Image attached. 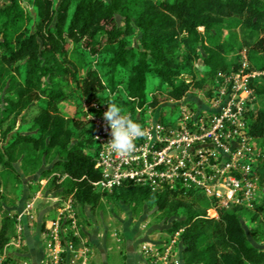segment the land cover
<instances>
[{
	"label": "trees",
	"instance_id": "1",
	"mask_svg": "<svg viewBox=\"0 0 264 264\" xmlns=\"http://www.w3.org/2000/svg\"><path fill=\"white\" fill-rule=\"evenodd\" d=\"M0 0V192L41 164L40 180L49 178L63 198L74 206L98 204L102 193L92 186L99 179L94 168L93 126L70 122L59 105H123L133 119L191 90L213 95L219 73L236 71L247 50L249 71L264 73V54L258 52L264 35V0ZM202 29V30H201ZM221 30L228 39L220 42ZM180 53V54H178ZM236 55L229 59V55ZM86 62L85 69L71 57ZM200 62L203 79L192 67ZM80 67V68H79ZM149 77L159 81L148 91ZM70 84L76 90L72 94ZM253 105L264 96V75L250 81ZM120 107V106H119ZM248 133L264 140V110L248 109ZM260 198L253 209L218 210V219L206 216L202 194L186 201L169 192L124 185L117 200L154 206L155 213L172 219L166 230H182L181 264H264V230L257 226L248 239L241 215L258 220L264 213V157L258 165ZM20 172V173H19ZM29 182H34L29 180ZM3 196L0 194V206ZM255 210V211H253ZM252 211V212H251ZM17 215V214H16ZM16 217L0 216V264L19 259L8 253ZM264 226V222H262Z\"/></svg>",
	"mask_w": 264,
	"mask_h": 264
},
{
	"label": "built area",
	"instance_id": "2",
	"mask_svg": "<svg viewBox=\"0 0 264 264\" xmlns=\"http://www.w3.org/2000/svg\"><path fill=\"white\" fill-rule=\"evenodd\" d=\"M248 69L247 56L241 53L238 70L218 74L212 96L189 90L179 100L164 102L171 108L178 107L175 121L156 116L152 108L143 114L137 109L132 120L142 126L145 135L134 141L136 148L130 156L121 157L109 151L110 129L103 118L107 108L90 104L92 139L97 151L94 168L99 173L92 186L111 195L124 185H132L151 193H173L181 201L200 193L209 207L206 216L214 219L219 218V209H253L260 198L257 168L264 150L248 133L247 107L251 109L254 100L250 81L264 73ZM57 201L51 207L55 214L45 220L44 226L40 224L41 242L46 243L44 264L85 261L89 249L77 230L73 200L69 197ZM33 205L28 203L18 220H34L30 212ZM181 232L176 231L175 236L179 237ZM148 246L143 245V254L146 260H154L157 256ZM171 252L169 245L161 258L165 264Z\"/></svg>",
	"mask_w": 264,
	"mask_h": 264
},
{
	"label": "rangeland",
	"instance_id": "3",
	"mask_svg": "<svg viewBox=\"0 0 264 264\" xmlns=\"http://www.w3.org/2000/svg\"><path fill=\"white\" fill-rule=\"evenodd\" d=\"M22 6L25 10H30V6L27 4L26 0H22ZM218 35L220 42L228 39L226 30H221ZM261 39L262 45L258 48V52L264 54V35ZM241 53H245L246 56L248 54L245 49L242 50ZM235 56L236 55L231 54L228 58L233 59ZM71 59L75 61L78 66H82V70L80 69V73H82L85 69L84 66H86V62H80L75 56L71 57ZM200 67V62H197L192 67L196 80L203 79ZM70 85V90H72L73 85ZM155 86H159V81L155 78L149 77L146 82L147 99H150L148 91ZM191 91L197 92V94L198 92H202V90L196 88H192ZM120 92L121 96L118 105L122 109V114H127L129 106L123 105L122 102L123 100H126V95L122 89ZM72 94L77 96L76 90L73 89ZM90 104L92 103L83 102L81 105H78L70 100H66L63 101L59 107L62 115L68 119V121L90 124V116L93 114L90 110ZM251 109L253 113L257 110H264V96L259 97L252 105ZM154 110L156 116L165 120L175 121L179 115L178 107L171 108L165 103H161L155 107ZM171 112L172 115L170 114ZM255 143L258 145L259 149L264 150L263 139H257ZM50 166V163H43L36 171H30L28 176H23L22 173L19 172L23 181L21 186L24 185V187L27 188L25 196L23 191H17V182L9 183L8 186L0 192L3 196V199L1 200L2 206H0V216L3 211H10L11 214L16 217L14 232L11 235L8 246L6 247L8 253L15 252L19 257V259H13V264H38L36 263V253L42 254L43 259L40 264H44L46 243H41L37 239L40 214L48 211L53 205H57L56 202H58V199L65 200L69 198L61 197L57 194L58 191H55L52 187H48L49 178L43 180L39 179L42 171ZM29 180H33L34 182H29ZM111 195L102 194L98 204L93 207L74 206L72 204L73 211L76 214L77 230L81 234L82 241L89 249L85 261L80 259L79 261H76L75 264H127V260L130 258L128 257L127 247L135 243H137V252L142 257L144 256L142 249L144 244L153 248L154 254L158 259L154 257V260L147 259L146 264H165L161 258L169 245L172 252L166 264H173V262L177 260L180 261L181 264L182 245H180L179 237L175 236V233L171 234L166 231L171 227L172 219H166L162 213L156 214L154 206L144 204L135 208L133 203L117 200ZM21 199L23 201H21ZM30 202H33L34 204L33 209L30 212L35 216V219L31 221L26 220L30 234L33 236L32 238H35V241L32 242L31 245H34L36 242L33 250H31L32 248H29L24 236L23 222L22 220H18V210L23 209ZM204 207L206 211H209L208 206ZM55 212L56 210H49V212L43 215L41 222L39 223L44 226L45 220L51 218ZM240 218L249 241L255 247H258V245L252 241L251 234L255 232L257 226H260L261 230H264L262 224V222H264V213L259 214L258 220L256 221H251L250 215L247 214L241 215ZM174 239L175 244L172 245ZM127 244L129 245L127 246ZM259 246H264V243ZM143 258L145 260V256ZM3 259L4 256L0 258V263Z\"/></svg>",
	"mask_w": 264,
	"mask_h": 264
},
{
	"label": "clouds",
	"instance_id": "4",
	"mask_svg": "<svg viewBox=\"0 0 264 264\" xmlns=\"http://www.w3.org/2000/svg\"><path fill=\"white\" fill-rule=\"evenodd\" d=\"M103 118L110 129V140L107 142L109 151L121 157L134 153V141L145 135L142 126L123 115L122 109L114 102L107 103Z\"/></svg>",
	"mask_w": 264,
	"mask_h": 264
},
{
	"label": "crops",
	"instance_id": "5",
	"mask_svg": "<svg viewBox=\"0 0 264 264\" xmlns=\"http://www.w3.org/2000/svg\"><path fill=\"white\" fill-rule=\"evenodd\" d=\"M49 210H51V208L49 209ZM49 210H48V212H49ZM25 219V218H24ZM23 219V220H24ZM26 222H27V220H26ZM41 222V221H40ZM40 223H39V225H38V236H37V239H38V241H40L41 242V238L39 237L40 235H39V230H40ZM27 229H28V231H29V226H28V223H27ZM29 234H30V231H29ZM33 236H31V234L29 235V237H28V240L26 239V241H27V243H28V245H29V248L31 249V250H33V247H35V244H36V242H35V244L34 245H31V243L32 242H34L35 240V238H32ZM39 237V238H38ZM42 243V242H41ZM129 244H127V246H128ZM136 245H137V243H135V244H132L131 246H128L127 247V250H128V257H130L128 260H127V264H146V258H145V260H144V256L142 257V256H140L139 254H138V252H137V249H136ZM36 255V263H38V264H40V262H41V260L43 259V257H42V254L41 253H36L35 254ZM129 262V263H128Z\"/></svg>",
	"mask_w": 264,
	"mask_h": 264
},
{
	"label": "water",
	"instance_id": "6",
	"mask_svg": "<svg viewBox=\"0 0 264 264\" xmlns=\"http://www.w3.org/2000/svg\"><path fill=\"white\" fill-rule=\"evenodd\" d=\"M23 182V181H22ZM24 184V183H23ZM26 190H27V188H25L24 187V185H23V192H24V196H25V192H26ZM21 201H23L22 199H21ZM21 211H22V209H19L18 210V212L19 213H21ZM48 211H46L45 213H47ZM45 213H41L40 214V217H39V222L41 221V219H42V217H43V215L45 214ZM24 219V218H23ZM23 225H24V236H25V238L28 240V237H29V231H28V229H27V222H26V219H24L23 220Z\"/></svg>",
	"mask_w": 264,
	"mask_h": 264
},
{
	"label": "flooded vegetation",
	"instance_id": "7",
	"mask_svg": "<svg viewBox=\"0 0 264 264\" xmlns=\"http://www.w3.org/2000/svg\"><path fill=\"white\" fill-rule=\"evenodd\" d=\"M26 219V218H25ZM22 222H23V219H22ZM38 225H39V221H38Z\"/></svg>",
	"mask_w": 264,
	"mask_h": 264
}]
</instances>
